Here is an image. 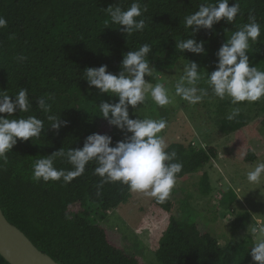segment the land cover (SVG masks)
Listing matches in <instances>:
<instances>
[{
  "label": "trees",
  "instance_id": "trees-1",
  "mask_svg": "<svg viewBox=\"0 0 264 264\" xmlns=\"http://www.w3.org/2000/svg\"><path fill=\"white\" fill-rule=\"evenodd\" d=\"M133 3L140 6L144 27L121 25L111 19L109 9L128 10ZM219 0H0V16L7 26L0 28V91L14 101L21 89L28 97V111L18 107L15 112L0 114L9 119L42 121L37 137L16 143L0 157V206L14 226L18 227L43 253L59 264H144L146 251L135 247L131 254L110 238L113 227L101 225L110 212L131 200L128 185L110 182L101 185L95 174V161L89 162L82 175L70 182L33 179L34 164L41 158L53 157L54 167L65 172L73 170L66 157L56 154L68 149H82L87 138L100 134L104 118L99 112L102 103L116 104L118 96L90 86L88 68L106 66L114 75H128L123 59L130 52L147 44L145 55L150 75L145 79L155 83L156 75L176 69L183 60L205 56L211 63L208 76L219 62L218 52L232 34L244 26L256 23L260 35L249 39V67L264 70V0H228V6H239L232 21L221 18L211 28L186 26V18L200 6L216 7ZM193 39L202 45L201 53L181 50L178 44ZM43 105V107L41 106ZM264 109V107H263ZM50 117L52 119H50ZM53 125H58L54 127ZM225 134H234L236 152L246 162L257 159L250 143L257 138L239 114L224 120ZM121 142L111 137L110 147ZM176 158L169 163L183 165L176 179H185L218 157L212 147L186 146L172 143L165 149ZM201 190L211 191L210 178L204 173ZM99 193V194H98ZM235 199V197H233ZM153 206L169 216L162 231L155 256L159 264H250L248 242L231 241L225 246L196 222L185 224L171 212L173 202L154 201ZM250 218L245 214L236 220V229ZM205 229V230H203ZM139 244V243H138ZM0 264H9L0 255Z\"/></svg>",
  "mask_w": 264,
  "mask_h": 264
},
{
  "label": "clouds",
  "instance_id": "clouds-1",
  "mask_svg": "<svg viewBox=\"0 0 264 264\" xmlns=\"http://www.w3.org/2000/svg\"><path fill=\"white\" fill-rule=\"evenodd\" d=\"M239 10V6H228V0H219L218 6H200L199 10L186 18V26H203L211 28L214 22L221 18L232 21ZM111 19L121 25L128 26L131 34L135 25L136 29L144 27L143 20L136 21L141 15L140 6L133 3L128 10L121 12L119 8L114 11L109 9ZM7 26V21L0 16V28ZM260 35V26L256 23L246 24L244 30L231 35L227 44L218 52L219 62L217 70L207 78V85L213 88L214 94L220 99L226 96L231 98V103L256 102L264 98V70L257 67H249L248 49L249 39L255 40ZM181 50H189L194 53L203 51L202 45L193 39H188L178 44ZM150 51L147 44L141 46L138 51L130 52L123 59V67L128 75L119 76L108 73L106 66L88 68L86 78L90 86H95L101 92L119 97L116 104L102 103L99 112L104 118L111 113L110 123L120 127L127 126L133 133L130 141L118 142L115 147H110L111 138L106 135L93 134L88 136L82 149L67 152L60 151L56 155L66 157L73 166V170L65 172L54 167L53 157L41 158L34 164L33 179L49 181L60 180L70 182L75 177L84 173L86 165L95 161V174L102 178L104 183L121 182L128 185L134 192L144 193L163 204L170 196L175 184L176 174L180 173L183 165L179 162L165 164L176 158L173 151L170 154L165 151L168 142L161 135L166 128L163 119L145 118L143 120L129 119L127 105L136 106L145 101L146 93H150L152 101L160 107L171 103L168 89L162 83L155 86L146 84L145 74H151L145 55ZM202 80L195 63L186 67L185 76L175 86V95L190 104H197L205 97L204 89L200 95L195 87ZM187 85V86H186ZM43 107V105H41ZM19 108L22 112L28 111V97L25 90L21 89L15 94L13 101L10 96L0 91V114L11 116ZM240 113L235 107L227 117L234 119ZM50 119H52L50 117ZM58 127V125H53ZM42 128V121L31 116L27 119H9L0 115V157L16 143V138L28 140L37 137ZM264 173V163L259 164L253 171L247 173V181L257 183ZM99 194V193H98ZM253 233L259 232V238L251 249L254 261L264 264V226L252 229Z\"/></svg>",
  "mask_w": 264,
  "mask_h": 264
},
{
  "label": "rangeland",
  "instance_id": "rangeland-1",
  "mask_svg": "<svg viewBox=\"0 0 264 264\" xmlns=\"http://www.w3.org/2000/svg\"><path fill=\"white\" fill-rule=\"evenodd\" d=\"M192 63L197 65V71L202 76V80L195 85L197 95H200L201 88L205 92L204 99L194 105L175 95L176 84ZM210 68L211 63L205 56H197L192 60H183L174 70L156 75L155 83L147 81L144 76L148 85L164 84L171 103L160 107L152 101L150 93H146L145 101L136 106L127 105V111L129 119L133 120L163 119L166 128L161 135L168 146L182 143L217 149L218 157L201 171L185 179H176L168 198L174 204L171 214L185 224L196 222L199 227L205 226L222 246L231 241L248 242L251 250L259 238V232L253 233L252 229L264 226V173L257 183L247 181V173L264 163V98L233 105L230 97H216L213 88L206 82ZM235 107L240 109L244 122L253 126L258 135L250 141L257 155L253 162L244 161L236 152L234 134H225L221 129L223 121L228 120ZM111 119L109 117L100 123V135L115 136L121 142L130 141L133 133L127 126L112 124ZM204 173L210 178L211 191L208 195L201 190ZM131 196L128 204L110 212L101 225L113 227L115 232L110 233L111 240L131 254L138 249H134L137 245L143 248L146 251L144 264H159L154 250L170 215L153 206L156 200L153 197L134 191H131ZM245 214H250V218L240 229H236V220ZM250 264L259 262L252 259Z\"/></svg>",
  "mask_w": 264,
  "mask_h": 264
},
{
  "label": "water",
  "instance_id": "water-1",
  "mask_svg": "<svg viewBox=\"0 0 264 264\" xmlns=\"http://www.w3.org/2000/svg\"><path fill=\"white\" fill-rule=\"evenodd\" d=\"M0 255L9 264H59L41 252L18 227L11 224L0 206Z\"/></svg>",
  "mask_w": 264,
  "mask_h": 264
}]
</instances>
